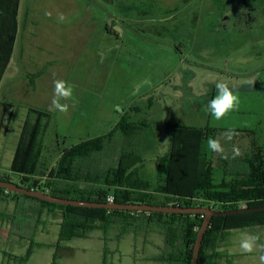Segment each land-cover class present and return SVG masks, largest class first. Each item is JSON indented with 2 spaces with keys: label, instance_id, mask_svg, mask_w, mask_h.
I'll use <instances>...</instances> for the list:
<instances>
[{
  "label": "rangeland",
  "instance_id": "obj_1",
  "mask_svg": "<svg viewBox=\"0 0 264 264\" xmlns=\"http://www.w3.org/2000/svg\"><path fill=\"white\" fill-rule=\"evenodd\" d=\"M15 5L16 23H22L28 10L41 11L47 24L44 38L53 42L54 61L40 64L49 79L45 101L51 103L54 79L75 86V103L65 101L69 111L53 113L57 134L66 137L84 128L80 140L86 141L112 135L123 119L151 121L157 135L150 139L153 147L142 166L154 181L166 170L158 158L169 152L166 125L171 122L197 127L210 122L237 133L253 129L264 146V0H16ZM61 13L63 22L58 20ZM218 82L228 83L240 99L238 109L223 121L206 110ZM80 140L69 141L67 148ZM230 146L234 144L224 140L229 154ZM214 179L216 183L219 176ZM46 223V239L51 240L60 221L49 217ZM118 232L108 233L107 264H167L153 260L165 247L158 232L141 230L137 236V229L120 240ZM93 238L74 240L77 257L66 256L60 263L96 264L95 258L81 257L83 247L92 252ZM8 239L0 236V264H19L13 239ZM47 255V249H39L26 264H50ZM117 257L121 262L114 261Z\"/></svg>",
  "mask_w": 264,
  "mask_h": 264
},
{
  "label": "trees",
  "instance_id": "obj_2",
  "mask_svg": "<svg viewBox=\"0 0 264 264\" xmlns=\"http://www.w3.org/2000/svg\"><path fill=\"white\" fill-rule=\"evenodd\" d=\"M5 1V2H4ZM16 0L0 1V19L9 21V40H0V67L4 69L10 59L16 34ZM150 11V10H149ZM152 12L147 14L150 17ZM170 15V14H167ZM7 19V20H5ZM8 36V32L6 35ZM5 104L1 105L4 109ZM8 116L0 129L8 134L14 112ZM123 119L110 136L89 138L66 148L47 176L49 181L30 178L42 172L41 161L53 115L48 111L30 108L18 142L11 169L19 174V181L3 174L0 179L15 182L32 190H42L55 196L77 200L106 203L113 195L117 203H143L164 206L212 207L217 210H234L264 205V146L256 130H239L232 142L242 150L240 156L224 159L221 154L207 148L209 137L220 139L226 129L207 125L193 126L182 123H168L170 148L164 158L163 174L157 181L142 166L150 156L153 146L151 138L156 128L151 121ZM129 120V121H128ZM109 138V140H107ZM146 141V143H145ZM238 144V145H236ZM232 150V147H227ZM141 164V165H140ZM162 165V164H161ZM223 169L225 180L215 183V171ZM45 175V174H43ZM25 198L35 201L41 209L60 218L59 240L53 245L52 264L72 255L76 239H88L101 231L105 241L104 264H107L110 248L108 233L119 230L120 240L128 232L139 230L156 231L163 236L164 250L154 261L167 264H191L198 231L204 221V214L164 213L135 210L107 209L101 207H79L62 205L32 196L7 191L0 187V200ZM264 227V210H255L224 216H214L205 233L199 264H219L229 259L223 250L231 244L234 231ZM264 253V249L262 250ZM31 248L19 258L25 264L32 256ZM231 263V261H230Z\"/></svg>",
  "mask_w": 264,
  "mask_h": 264
},
{
  "label": "crops",
  "instance_id": "obj_3",
  "mask_svg": "<svg viewBox=\"0 0 264 264\" xmlns=\"http://www.w3.org/2000/svg\"><path fill=\"white\" fill-rule=\"evenodd\" d=\"M42 18L41 11L28 10V15L25 16L22 23H17V32L15 34L9 62L4 69L0 67V117L3 118V125L6 123L7 117L14 112V120L11 122L8 134L3 135V130L0 129V170L2 174L10 175L12 179L16 178L17 181H19L20 175L14 174L11 166L29 109H41L52 113V115L54 112H57L51 109V103L49 104L45 101V99L47 100L46 97L48 93L46 91L43 92L49 79L45 65L40 64L42 63L41 61L50 58L52 60L51 63L54 61V56H52L54 54V46L49 38H44V26L47 24ZM6 32H8V36H5ZM9 36V21H4V19L1 18L0 40L5 41V38L9 40ZM67 48H65L66 53H68ZM40 53H43V55ZM36 62H39V64ZM92 71L93 69L90 70L91 78L93 74ZM49 88L51 91L50 86ZM52 89L54 92V88ZM2 104L6 105L4 109L1 108ZM96 124L97 123H95V125ZM52 125L48 132L45 149L43 151L41 161L42 172L36 175H30V178L40 181L41 184L49 181L47 175L52 170L54 164L57 163V160L60 159L62 152L68 146V142L83 139L85 133L84 128H81L79 131L78 129L75 131L71 130L68 132V136L64 137L52 130ZM53 146L55 150H53ZM217 175L219 176V180L216 184H220L225 180L223 169H217L215 171V178ZM242 207H247V205L244 203ZM20 208L23 210L21 213L18 212ZM38 209L42 210V207L30 199L17 198L0 200V236L3 238L8 237L9 239L12 237L13 244L15 245L13 246L18 251L17 254L20 257L25 256L31 248H33V253L30 259L39 249H47V257L50 259V264H52L54 254L53 245L59 240L60 230L57 236L51 240H47L46 235L49 233L50 228L46 222H48L49 217H55L59 221L60 218L58 214L48 211H42L41 213L34 212ZM246 230L247 229L233 232L231 244L224 245L222 248V250L229 255V259H222L219 261V264H260V256L264 255L263 249L258 248L252 253H244L239 249L240 233L246 232ZM250 230H253L252 233H246L258 235L260 237L259 243L264 244V227ZM93 237L94 244L92 252L89 253L86 247L82 248V253L84 255H81V257H83L82 261L85 259V261H88L90 257H92L95 258L96 264H104L105 241L103 235L98 234ZM78 252V249L75 248L72 254L75 256L74 258L77 257ZM253 256L255 260L252 262L250 258ZM20 257L16 258L18 259ZM113 259L115 262L116 260L121 262V257Z\"/></svg>",
  "mask_w": 264,
  "mask_h": 264
},
{
  "label": "clouds",
  "instance_id": "obj_4",
  "mask_svg": "<svg viewBox=\"0 0 264 264\" xmlns=\"http://www.w3.org/2000/svg\"><path fill=\"white\" fill-rule=\"evenodd\" d=\"M51 15V13H46ZM66 17L61 13L58 17L60 22H63ZM55 75V74H54ZM75 86L63 79H54V92L51 100V109L60 113L69 111V104L65 101H73ZM217 94L207 102L206 110L214 117L216 121H223L229 113L238 109L240 104L239 97L229 87L226 82H218L215 84ZM237 134L235 129H227L223 137L226 141H231ZM207 148L212 153L221 154L224 159H228V154L220 139L209 137L207 140ZM241 155V150L237 146L232 147V158ZM260 237L250 233H242L239 239V249L244 253H252L258 248L264 249V244H260ZM260 264H264V255L260 256Z\"/></svg>",
  "mask_w": 264,
  "mask_h": 264
},
{
  "label": "water",
  "instance_id": "obj_5",
  "mask_svg": "<svg viewBox=\"0 0 264 264\" xmlns=\"http://www.w3.org/2000/svg\"><path fill=\"white\" fill-rule=\"evenodd\" d=\"M0 187L7 191L19 193L22 195L32 196L41 200L49 201L52 203L62 205H73L79 207H101L107 209H119V210H135V211H149V212H164V213H184V214H204V221L201 228L198 231L197 239L195 242L193 257L191 264H199V257L201 253L202 243L206 231L208 230L214 216H224L230 214H237L255 210H264V205L241 207L234 210H217L212 207H182V206H164V205H152L143 203H117V202H91L84 200H77L71 198H64L46 193L42 190H32L27 187H23L15 182L6 181L0 179Z\"/></svg>",
  "mask_w": 264,
  "mask_h": 264
},
{
  "label": "built area",
  "instance_id": "obj_6",
  "mask_svg": "<svg viewBox=\"0 0 264 264\" xmlns=\"http://www.w3.org/2000/svg\"><path fill=\"white\" fill-rule=\"evenodd\" d=\"M1 175H3V174H2V172H1V170H0V176H1ZM108 202H110V203H111V202H114V197H113V195H110V196L108 197Z\"/></svg>",
  "mask_w": 264,
  "mask_h": 264
}]
</instances>
